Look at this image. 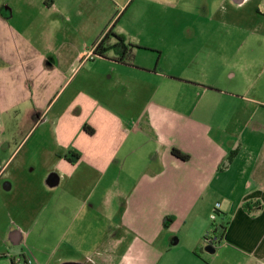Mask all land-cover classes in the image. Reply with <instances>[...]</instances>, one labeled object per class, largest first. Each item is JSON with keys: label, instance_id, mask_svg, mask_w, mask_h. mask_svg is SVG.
Here are the masks:
<instances>
[{"label": "crops", "instance_id": "1", "mask_svg": "<svg viewBox=\"0 0 264 264\" xmlns=\"http://www.w3.org/2000/svg\"><path fill=\"white\" fill-rule=\"evenodd\" d=\"M131 1L0 0V264H211L217 246L264 264V76L205 88L171 72L180 61L156 70L161 53L152 68L140 49L93 55L104 33L94 47L46 44L59 20ZM188 92L212 93L210 106L185 108Z\"/></svg>", "mask_w": 264, "mask_h": 264}, {"label": "rangeland", "instance_id": "2", "mask_svg": "<svg viewBox=\"0 0 264 264\" xmlns=\"http://www.w3.org/2000/svg\"><path fill=\"white\" fill-rule=\"evenodd\" d=\"M171 2L166 5L152 0H132L128 7L122 9L107 3L103 13L91 14L86 19L59 20L58 27L51 25L55 28L53 31L44 29L43 36L46 44L53 47H94L95 41L111 30V34L124 36L129 49L126 60L131 61L132 54L140 49L137 56L143 55L149 61L152 59V63L147 62L152 68L161 53L156 70L169 72V69L163 68L164 58L174 64L180 61V68L177 66L171 72L181 73L205 88L220 86L232 90L231 84L245 85L247 79L248 83L264 76L259 69L260 62L264 61V0H248L239 5L231 0ZM39 20V16H35L33 22L38 23ZM41 27L38 26L37 30ZM105 43L110 46L115 40L109 35ZM145 48L154 52L141 50ZM138 60L135 62L138 63ZM233 62L236 63L234 73L225 67ZM239 62L243 66L241 69L237 67ZM245 63H250L253 68H247ZM230 75H233L231 81L228 79ZM154 87L156 97L164 91L170 94L165 100L169 106L175 107L180 102L174 88H163L159 81L154 83ZM191 95L189 92L185 95V108L194 104L199 108L210 106L212 93L206 92L203 98ZM203 258H210L211 264L244 262L236 255L232 258L220 246L216 247L215 255L203 254ZM181 261L185 262V259Z\"/></svg>", "mask_w": 264, "mask_h": 264}, {"label": "trees", "instance_id": "3", "mask_svg": "<svg viewBox=\"0 0 264 264\" xmlns=\"http://www.w3.org/2000/svg\"><path fill=\"white\" fill-rule=\"evenodd\" d=\"M109 35H111L115 40V43H113L110 46L106 45V43H105L106 40L108 39ZM97 41L98 40H96L95 43ZM126 46H127L126 40H125L123 35L111 34V31L108 30L100 38V40L95 44V47L93 48V55L98 56V57H103L107 51H112L115 54L117 61L121 62V61H124L126 59V57L129 56V49ZM170 152H171V155L173 157H175L176 159H178L180 161H187L188 160V156L186 154L178 151L177 149H171ZM170 222H171V218L164 219L163 226L166 227L167 224H169ZM226 224L227 223L225 221H223V219H221L215 225L214 236H213L215 239V242L212 246L216 245L217 242L220 241L221 234L224 232Z\"/></svg>", "mask_w": 264, "mask_h": 264}, {"label": "built area", "instance_id": "4", "mask_svg": "<svg viewBox=\"0 0 264 264\" xmlns=\"http://www.w3.org/2000/svg\"><path fill=\"white\" fill-rule=\"evenodd\" d=\"M218 204H215V206H214V210H213V212L210 214V216H209V219L211 220V221H216L217 220V213H216V209L218 208ZM203 242H204V245L206 246V245H213L214 244V242H215V239H214V237H211V236H209V233H205L204 234V239H203Z\"/></svg>", "mask_w": 264, "mask_h": 264}, {"label": "water", "instance_id": "5", "mask_svg": "<svg viewBox=\"0 0 264 264\" xmlns=\"http://www.w3.org/2000/svg\"><path fill=\"white\" fill-rule=\"evenodd\" d=\"M204 251H206L208 253H213L214 252V249H213L212 245H206L204 247Z\"/></svg>", "mask_w": 264, "mask_h": 264}]
</instances>
